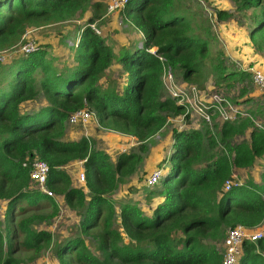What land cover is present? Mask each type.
Instances as JSON below:
<instances>
[{"label":"trees","instance_id":"obj_1","mask_svg":"<svg viewBox=\"0 0 264 264\" xmlns=\"http://www.w3.org/2000/svg\"><path fill=\"white\" fill-rule=\"evenodd\" d=\"M189 1L128 0L119 12L143 38L140 47L123 45L116 55L90 27L106 11L98 1L0 0V53L22 44L31 28L63 25L93 12L79 27L71 61L50 57L51 46L40 44L31 54L16 51L8 64L0 63V264H22L15 253L40 256L54 242L50 232L35 228L57 218L59 208L30 180L34 160L48 164L47 189L77 218L74 233L55 243L58 264H221L218 245L227 230L264 221V126L253 122L264 116V94L255 96L251 73L228 66L221 53L213 63V85L236 93L231 101L250 106L244 109L251 119L221 123L213 117L199 130L173 129L171 153L157 167L159 183L147 187L143 173L139 188L129 186L123 199L116 197L144 163L151 140L170 119L185 115L165 90L164 70L189 86L204 77L198 75L210 41L194 26L200 12ZM230 1L240 16L219 8L216 21L239 18L253 53L264 60V0ZM116 65L121 72L113 76ZM79 110L91 111L98 128L134 138L137 145L111 159L88 138L66 141L68 118ZM77 162L84 173L79 188L65 171ZM255 166L261 168L257 182L248 175L225 190L236 171L250 173ZM137 194L144 195L145 207L133 198ZM43 206L50 208L48 215L35 213ZM15 232L23 235L19 244ZM238 264H264V239L245 241Z\"/></svg>","mask_w":264,"mask_h":264},{"label":"rangeland","instance_id":"obj_2","mask_svg":"<svg viewBox=\"0 0 264 264\" xmlns=\"http://www.w3.org/2000/svg\"><path fill=\"white\" fill-rule=\"evenodd\" d=\"M97 1L106 6V11L105 13H102L99 20L95 22V26L100 32V36L108 40V44L113 47L116 55L119 54L122 45H133L134 43L136 44L142 40V34L139 33L125 20L121 12H116L115 14L108 15L107 8L110 0H94V2ZM189 3L191 5L193 4V6L195 7L193 8V10H197L200 12L198 17L194 21V26H196L197 31L200 33L201 29H203V37H209L208 40L210 41L209 53L207 58L205 59L206 66L204 67L203 72L198 75V77H204H200L197 79L199 84H192L191 86L197 87L200 92L199 96L201 95V100L205 103L209 102L211 95L215 92H219L223 94V96H226L227 98L231 99L237 94L234 92L229 93L224 88L215 87L213 85L214 76H212V68L213 63L216 62V55L218 53H221L223 60L227 63V65L233 66L238 70H247L249 68H255L264 72L262 64L264 60L260 58V56L259 58L256 57V55L253 53L252 48L250 47L251 43L249 42L248 38V29L246 26L243 25L239 18L236 20L230 19L227 21H216V9L221 8L227 10V12H234V5L230 0H193L189 1ZM197 8H199V10ZM92 15L93 12L88 11L83 16V18H78L77 20L70 23L38 29H29L23 37L22 44H19L13 49L0 53V63L2 65L8 64L10 62L8 60L13 57V52H19V49L26 42L35 43L37 46L40 44H49L51 46L48 49V54H50V57L52 56L55 58L65 59L66 61H71L74 53L73 50L76 47V37L79 33V27H82L85 21ZM235 15L237 17L240 16L237 13H235ZM140 46V43H138V47ZM111 71L113 76L118 75L119 72H121L120 66L116 65L112 67ZM166 72L168 73V71ZM170 73L171 75H168H170V81L173 82L175 88L182 90V88L190 87L186 83L182 82L180 80V77L177 74H174L172 70H170ZM162 82L166 90V88H168L169 86L168 76H164ZM199 86H202V88H200ZM253 90L255 96L257 94H264L261 93L254 85ZM260 104L264 105L262 102ZM255 106L256 104L254 103L252 107ZM244 108L249 109L250 106H246ZM254 118L257 122H259L260 125L264 126V116L263 118L261 116H257V118ZM189 121H184L182 117H179L175 120L170 119L168 121L169 124H167L163 131L154 139H152L151 143H149V150L145 155L144 163L141 165L138 172L134 176H132L126 184L121 186V193H123L130 184H133L134 186L138 185L139 183L141 184V182L144 180L143 173H146V177H148L150 175L151 170H160V168H157L158 165L162 163L164 157H169V154L171 153L170 147L173 142V129H177L179 131L185 129L199 130V128H201L203 125L202 122H200V120L196 117H193L191 121ZM183 122L188 126L187 128L182 127ZM81 137L88 138L95 145L96 148L102 149L107 152L111 159H113V157L115 158L116 154L118 153L129 152L137 145L136 144L133 147L130 146L132 142L130 138L122 136L119 133L98 128V125L95 123H93L86 129L81 128L79 126L70 127L67 125V134L65 138L66 141H76ZM161 156L162 158L158 160V158ZM82 167V165H79L77 167H72L71 169H68L70 173L69 175L74 178V175L78 174L80 169L83 170ZM164 167L166 169H170V163L167 162ZM241 175L242 176H237V181L241 183L243 182L241 178L246 180L248 175L251 179H255V175L253 173H246ZM140 178H142V180H140ZM256 178L258 179V176ZM117 193H119V190ZM136 197L141 198L140 202H142V204L140 205L142 207H145V203L143 201L144 195H133L134 199H136ZM52 198L55 200V203L58 205L59 208L58 217L54 218L48 223L36 225L35 228L38 231L45 230L50 232L54 237V242L48 249L44 250L40 256H33V253L31 251L26 252L23 250L15 253L13 257L21 260L22 264H58L54 255V250L56 246L55 243H57V241L59 240L63 241L66 236L74 233V226L77 224V218L74 212L67 209L63 201H60L55 194H53ZM4 211L5 203L3 201H0V229L2 232H5L3 221ZM50 212V208L46 206H43L39 211H35V213L41 215H48ZM29 214H32V212L28 213V215ZM19 220L20 217H17L16 221ZM15 235V242L19 244L22 241L23 235L19 234V232H15ZM218 248L222 250V244L218 245Z\"/></svg>","mask_w":264,"mask_h":264},{"label":"built area","instance_id":"obj_3","mask_svg":"<svg viewBox=\"0 0 264 264\" xmlns=\"http://www.w3.org/2000/svg\"><path fill=\"white\" fill-rule=\"evenodd\" d=\"M128 3V0H110L107 8L108 15L115 14L123 10ZM90 27L100 35V32L96 26L90 25ZM78 44V39L76 40V46ZM38 49L35 43L26 42L19 49V52L25 54H31ZM168 71V73L166 72ZM251 73L252 84L261 92L264 93V72L255 68L247 69ZM170 69L164 70L163 77L168 76L169 86L166 88L170 96L176 99L177 104L185 108V115L189 116V119L196 117L200 122H205L209 126L212 124V118L216 117L219 122H233L237 118H250V114L238 105H235L231 99L223 96L219 92H215L211 95L209 102H203L201 100V95L199 96V90L197 87L190 86L187 88H182L179 90L174 87L173 82H171V77L168 75ZM162 77V81H163ZM181 119V118H180ZM182 120V119H181ZM185 121V119H184ZM189 121V120H188ZM189 121V122H190ZM255 125L259 128H263L259 122L253 120ZM96 123L94 114L89 110H79L71 114L68 118V126H80L81 128H88L89 124ZM183 128L188 126L183 122ZM182 128V129H183ZM23 166H26L24 164ZM50 168L45 161L34 160L30 164L29 176L30 180L39 188V190L49 197L53 194L46 187V182L48 178ZM162 171L155 169L147 178V187L155 186L161 179ZM79 183H84V173L80 172L77 176ZM241 185V182L237 181V177L233 176V179L225 181V190L230 189L232 186ZM264 239V221L261 224L253 228H245L244 226L237 225L233 228L227 230L225 239L222 243V263L221 264H238L239 258L241 256V247L245 241L256 242Z\"/></svg>","mask_w":264,"mask_h":264},{"label":"crops","instance_id":"obj_4","mask_svg":"<svg viewBox=\"0 0 264 264\" xmlns=\"http://www.w3.org/2000/svg\"><path fill=\"white\" fill-rule=\"evenodd\" d=\"M139 32V31H138ZM140 33V32H139ZM141 42H142V40L141 41H139L138 43H140V45H141ZM123 46V45H122ZM121 46V47H122ZM262 64H263V68H264V62H262ZM261 65V64H260ZM259 65V66H260ZM258 95V94H257ZM259 105V104H258ZM216 118V117H215ZM216 121H217V118H216ZM89 127V126H88ZM163 131V130H162ZM161 131V132H162ZM160 132V133H161ZM159 135V134H158ZM158 135H156V136H158ZM122 136H124V135H122ZM155 136V137H156ZM154 137V138H155ZM128 138H130V137H128ZM131 140H132V142H131V145L130 146H134V145H136V140L134 139V138H130ZM162 158V156L161 157H159L158 158V160H160ZM165 158V157H164ZM163 158V159H164ZM79 165H82V163H80V162H77V163H74V164H71V165H69V166H67L66 168H65V171L68 173V174H70L69 173V171H68V169H71L72 167H77V166H79ZM83 166V165H82ZM83 168V167H82ZM155 169H153V170H151L150 171V174L154 171ZM83 170L82 169H80L79 170V172H78V174L80 173V172H82ZM245 171H248V170H242L241 172H244L245 173ZM241 172H237L236 171V173H235V175L234 176H242L241 174H244V173H241ZM250 173H253L254 175H255V179H254V181L255 182H257L258 181V179L256 178L257 176H258V174H260L261 173V168L259 167V166H255L254 167V169L253 170H250ZM78 174H76V175H74V178H72L71 177V175H70V178H71V180H72V185H73V187H75V188H79V187H84V183H79L78 182V180H77V176H78ZM241 180H244L243 178H241ZM129 186H134L133 184H130ZM128 186V187H129ZM127 187V188H128ZM134 187H136V188H139L140 187V184H138V185H136V186H134ZM127 188L125 189V191L123 192V193H121L120 192V190L122 189V187H120V189H119V193H116V197H117V199L118 200H121V199H123L124 198V196H126V194H127ZM57 198H59V200L61 201L62 200V197H57ZM136 199L139 201V204H142V202H140L141 201V198H137L136 197ZM58 201V200H57ZM63 201V200H62ZM141 206V205H140ZM148 214V213H147ZM125 242H127V240L125 241Z\"/></svg>","mask_w":264,"mask_h":264}]
</instances>
